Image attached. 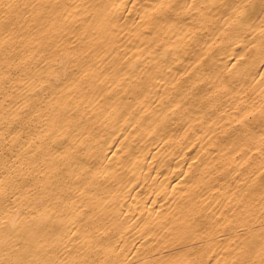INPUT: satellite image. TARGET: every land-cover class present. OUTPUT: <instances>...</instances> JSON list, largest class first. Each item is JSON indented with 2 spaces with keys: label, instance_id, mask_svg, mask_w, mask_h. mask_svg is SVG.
<instances>
[{
  "label": "bare ground",
  "instance_id": "bare-ground-1",
  "mask_svg": "<svg viewBox=\"0 0 264 264\" xmlns=\"http://www.w3.org/2000/svg\"><path fill=\"white\" fill-rule=\"evenodd\" d=\"M0 264H264V0H0Z\"/></svg>",
  "mask_w": 264,
  "mask_h": 264
}]
</instances>
